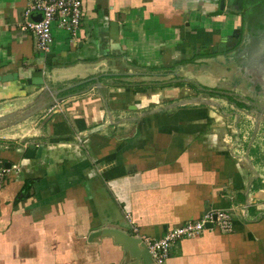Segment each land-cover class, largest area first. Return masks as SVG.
Returning <instances> with one entry per match:
<instances>
[{"label":"crops","instance_id":"0c3cea01","mask_svg":"<svg viewBox=\"0 0 264 264\" xmlns=\"http://www.w3.org/2000/svg\"><path fill=\"white\" fill-rule=\"evenodd\" d=\"M255 1L81 0L77 36L53 27L41 53L20 29L27 1L0 0V264H130L92 235H130L128 215L158 239L209 210L232 232L177 242L164 264H264V112L209 108L234 60L212 84L182 69L224 53ZM191 98L207 102L178 105Z\"/></svg>","mask_w":264,"mask_h":264},{"label":"rangeland","instance_id":"374dc122","mask_svg":"<svg viewBox=\"0 0 264 264\" xmlns=\"http://www.w3.org/2000/svg\"><path fill=\"white\" fill-rule=\"evenodd\" d=\"M242 23L243 26L240 35L234 41H230L224 53L221 51L217 55L212 54L214 57L212 56L213 58L209 61L201 54L199 56L201 57L198 61L200 62L199 64L184 66L182 68L183 71L189 70L187 73H189L190 76L193 75L194 79L209 83L210 81L206 78L207 75L219 72L221 68L226 66L229 59L235 61L232 67H228L227 73V78H231L232 74L235 73V75H233L234 79H226L225 77L217 78V84H220L221 88L216 87L210 89L215 91L212 94L215 96L213 101H215L216 104L210 105L211 107L209 108L214 111L217 109L218 113L221 108V112L223 110V113L226 114V116L222 118L228 123H234L235 118L239 120L241 117L239 109L251 114L252 116L249 117L253 120L261 111L264 112V109H261L264 108V0H256L253 4L249 5ZM217 49L219 50V48ZM208 52L210 53L211 51L208 50ZM208 55L210 56V54ZM234 69H236L235 72ZM182 77L185 78L186 76L183 74ZM186 82L187 81H183L182 89L184 93L187 92L192 96L191 93L193 92H191V85L195 83ZM210 84L212 83L210 82ZM169 86H171V83H169ZM196 93L197 95L199 93L205 95L209 94L208 90L204 91L200 88ZM256 95L258 96L255 97ZM180 96L181 94H179V97ZM261 99L262 102L259 101ZM217 119L219 122L222 121V119L218 117Z\"/></svg>","mask_w":264,"mask_h":264},{"label":"built area","instance_id":"2783aa9c","mask_svg":"<svg viewBox=\"0 0 264 264\" xmlns=\"http://www.w3.org/2000/svg\"><path fill=\"white\" fill-rule=\"evenodd\" d=\"M20 29L29 32L35 39L36 48L41 53H50L53 46L52 28L56 27L76 37L81 26V0H26ZM33 15L40 16L34 20ZM7 170L0 171V178ZM130 235L140 241L148 251L153 264H164L170 250L177 242L194 239L205 231L217 230L220 233L232 232V219L227 211L209 210L197 220L189 221L179 227L170 229L158 239H151L139 234L137 227L127 215ZM208 225H211L209 227Z\"/></svg>","mask_w":264,"mask_h":264},{"label":"water","instance_id":"95a60500","mask_svg":"<svg viewBox=\"0 0 264 264\" xmlns=\"http://www.w3.org/2000/svg\"><path fill=\"white\" fill-rule=\"evenodd\" d=\"M32 18L34 20H40V16L38 15H33ZM12 76L15 79L17 74H13ZM26 83L28 85L32 84L33 86H43L44 82H43L41 71L37 70L33 72L31 76L26 79ZM197 101L204 102V103L207 102L204 99L191 98V99L178 102V105L192 104V103H196ZM211 104H215V103L212 102ZM3 119L4 118H0V120H3ZM40 151L41 150L39 148H36L34 144L29 143L26 145L25 156L29 157L32 155L33 152L34 153L36 152L38 156ZM208 226L211 227V225H208ZM102 235L112 236L115 239L116 243L122 246L123 251L128 254L129 259L131 260L130 264H153L148 251L143 247V245L140 243L138 239L132 237L131 235H127L126 233L116 228H108V229H104L103 231H98L94 233L92 236L98 237Z\"/></svg>","mask_w":264,"mask_h":264},{"label":"flooded vegetation","instance_id":"af4514ba","mask_svg":"<svg viewBox=\"0 0 264 264\" xmlns=\"http://www.w3.org/2000/svg\"><path fill=\"white\" fill-rule=\"evenodd\" d=\"M263 30H264V29H263ZM263 30H262V31H263ZM263 32H264V31H263Z\"/></svg>","mask_w":264,"mask_h":264}]
</instances>
